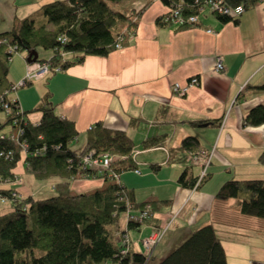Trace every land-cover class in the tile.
I'll return each instance as SVG.
<instances>
[{
    "label": "crops",
    "instance_id": "obj_1",
    "mask_svg": "<svg viewBox=\"0 0 264 264\" xmlns=\"http://www.w3.org/2000/svg\"><path fill=\"white\" fill-rule=\"evenodd\" d=\"M55 1L59 0H0V35L9 32L16 21L39 16L44 5ZM148 1L129 45L107 57L87 56L81 64L51 74L41 87L39 102L35 99L36 105L28 106L17 99L19 106L23 112L31 110L49 94L56 114L74 124L80 134L77 140L83 137L85 142L84 134L98 122L126 132L133 140L140 151L135 166L140 174L131 169L121 172L120 184L132 193L138 208L156 203L158 209L137 230H128L126 216H120L117 227L112 228L117 243L126 231L130 250L142 253L141 240L176 213L149 264L160 262L206 225L221 240L226 264H264V219L243 215L236 198H217L227 181L264 182V124L243 125L250 110L264 104V94L256 90L264 83V1L245 11L238 25L222 24L203 12L199 25L187 30L156 25L170 11L160 0L124 1L112 8L127 16L135 5ZM127 28V22L120 23L116 33H126ZM51 55L43 51L42 57ZM218 57L224 70L213 73ZM64 58L73 59L71 55ZM23 71L18 77L11 75L9 81L20 82ZM195 76L199 86L184 97L173 94L174 83L185 85ZM11 96L9 100H15ZM0 115L4 121V114ZM38 115L29 119L38 123ZM186 137L196 138L199 150L213 152L208 175L197 188L180 181L182 176L186 181L197 180L199 173L198 167L184 162L179 150ZM152 140L157 141L154 146L143 147ZM24 159L23 154L13 170L15 179L1 182L0 191L11 190L20 199L56 196L57 178L40 186L32 180L24 182ZM70 186L72 195H77L92 194L107 185L102 179H79ZM11 212V202L0 201V217Z\"/></svg>",
    "mask_w": 264,
    "mask_h": 264
},
{
    "label": "trees",
    "instance_id": "obj_2",
    "mask_svg": "<svg viewBox=\"0 0 264 264\" xmlns=\"http://www.w3.org/2000/svg\"><path fill=\"white\" fill-rule=\"evenodd\" d=\"M134 0H59L44 5L37 17H29L14 23L13 28L0 35L6 43L0 45V100L8 104L10 114L6 115L3 103L0 113L4 121H0V133L6 128L14 130L13 122L19 119L23 134L20 142L27 148L23 152L15 142L0 138V180L15 179L13 170L22 160L24 154L25 173L36 180L45 181L57 178L56 196L35 200L29 196L18 199L11 190L0 192L11 202L12 212L0 217V264H149L142 253L129 251L120 255V243H117L112 228L117 227L121 214H125V201L129 199L135 209H142L145 204L135 205L132 193L121 184H108L103 190L92 194L71 193V180L79 175L83 179H99L97 172L84 169L81 159L91 151L97 154L112 153L128 156L135 147L133 140L126 132L111 130L102 122L93 125L84 134L82 149L75 151L72 144L80 134L72 122L60 118L55 112V105L47 94L41 102L30 111H22L18 101L9 100L12 84L9 81V70L12 55L9 47H15L16 53H38V62H47L51 68L60 66L62 70L81 64L87 56L107 57L116 51V44L121 34H117V26L127 22L125 33L127 39L123 47L129 45V32H134L137 22L123 13L115 11L112 5ZM164 5L173 8L183 7L184 15H200V4L204 0H160ZM264 0H226L232 6H243L245 11ZM150 1L138 13V19L149 6ZM129 13V12H128ZM166 14L156 20L158 27L174 26L165 22ZM214 15L222 24H239V19ZM199 25L177 27L187 30ZM123 34V33H122ZM135 34V32H134ZM65 36L67 41L61 43L59 38ZM41 51L51 52L44 58ZM71 55L73 59L62 57ZM28 84L27 86H30ZM264 94V83L256 88ZM40 114V121L33 123L29 116ZM211 124L210 122H205ZM264 124V104L250 110L243 121L244 126ZM157 141H145L144 148L154 146ZM179 150L185 154L199 150V142L194 137L182 140ZM117 173L133 170L135 164L129 159L111 167ZM107 172V171H106ZM205 180V179H204ZM182 184L193 188L196 179ZM217 198L239 200V210L243 215L264 219V182L261 180L227 181L217 193ZM153 206V207H152ZM142 207V208H141ZM152 210L158 204L151 205ZM142 226L128 223V230H137ZM45 253L38 257L33 250ZM157 264H226V254L222 242L211 225L203 226L170 252Z\"/></svg>",
    "mask_w": 264,
    "mask_h": 264
},
{
    "label": "built area",
    "instance_id": "obj_3",
    "mask_svg": "<svg viewBox=\"0 0 264 264\" xmlns=\"http://www.w3.org/2000/svg\"><path fill=\"white\" fill-rule=\"evenodd\" d=\"M198 1V0H197ZM144 4H137L134 6V8L131 9V11L128 13L127 17L132 20L133 23L138 21V13L142 10L144 7ZM200 12L203 13L205 11L210 10L211 14L219 15V16H227L232 19H239L245 12V8L241 6L232 7L230 6L226 0H204L200 4ZM183 7L180 5H177L173 8H170L169 15L167 18H165V22L171 23L174 26L177 27H185V26H192L199 23V16L198 15H184L183 14ZM130 36L129 41H131L134 37V32L128 33ZM127 39L125 38V33L121 34V36L118 38V42L116 44V49H120L123 47V42ZM59 41L61 43H65L67 41L65 36H61L59 38ZM6 43L5 40H0V45ZM9 53L13 56L16 54V48L15 47H9ZM65 54L62 53V57H64ZM224 70V65L222 63V58L218 57L216 60V64L213 67L212 72L213 73H220ZM62 71V68L60 66L55 67L54 69L51 68V65L47 62H34V63H27L26 66V73L24 76L23 81L19 83V85H14L12 87V91H15L19 88L26 87L28 84H33V82H37L40 80H43L50 76L53 73H57ZM200 85V79L199 77L195 76L189 79L185 85H180L179 83H174L172 86V92L173 94L184 97L187 95L188 91L191 88L197 87ZM16 101V100H13ZM0 103H3L5 113L6 115L10 114V109L8 107L7 103H4L3 100H0ZM19 119L14 120V130L11 132H1L0 138L1 139H10L11 141L15 142L20 149L25 152V149L27 148V144L25 142H20V137L23 134V129L20 126ZM140 151L137 148H133L131 153L128 156H121L117 154L112 153H106V154H97L95 151L89 152L87 155L82 157L81 164L84 169L95 171L100 175L99 179L104 180V178H108L112 183L120 185V174L117 173L115 170H113L111 167L124 160H131L135 166L138 165L136 161V156L138 155ZM213 152H208L205 150H197V151H189L184 154V162L191 167H198L199 173L197 175V180L194 185V188L199 187V185L204 181V179L208 175V167L212 161ZM107 171V172H106ZM133 171L136 174H140V170L135 167ZM80 176L77 175L76 177L72 178L71 181L77 180ZM5 182V181H1ZM13 196L16 197V194L13 193ZM7 197L4 196L0 192V201H7ZM119 200L125 201L126 204V219L127 223H138L143 224L145 221H147L151 216H153V210L150 204H146L142 209H135L133 207V203L127 199L121 197ZM176 214L173 213L169 215V218L167 221L160 225L153 233L148 235L147 237L143 238L141 240V244L143 247L142 254L146 257L147 260H150L153 251L156 248V246L161 242L164 235L166 234L168 227L170 223L175 219ZM121 241H120V255H127V253L130 251L131 242L130 238L127 234V232H122L121 234Z\"/></svg>",
    "mask_w": 264,
    "mask_h": 264
},
{
    "label": "rangeland",
    "instance_id": "obj_4",
    "mask_svg": "<svg viewBox=\"0 0 264 264\" xmlns=\"http://www.w3.org/2000/svg\"><path fill=\"white\" fill-rule=\"evenodd\" d=\"M207 12L208 14L212 15L210 13V10L207 9ZM201 14V13H200ZM41 56H43V51H41L40 53ZM21 63H24V67L22 66ZM26 62H25V54H21V53H16L12 56V59H11V62H10V72H9V77L12 79V76H16L18 77L19 74L21 75V73H23L24 69H25V73H26ZM24 68V69H23ZM24 73V74H25ZM12 75V76H11ZM25 76V75H24ZM24 79V77H23ZM23 79L21 81H23ZM20 81V82H21ZM20 82H15L14 85H19ZM47 82V78L43 79V80H40V81H37V82H33L32 85L30 86H26V87H22V88H19L15 91H12L10 93V95H12L11 97L14 98L15 100H19L21 101L22 103H24L25 105H30V106H34L33 104L36 105V103L39 102V98H40V94H41V87H43V85H45V83ZM42 96V95H41ZM38 98V99H37ZM35 99H36V103H35ZM25 100V101H24ZM35 107H33L34 109ZM31 109V110H33ZM30 111V110H28ZM39 117L38 114H32L30 116V119L32 120H35ZM0 118L2 119L3 118V115H0ZM6 132H9L10 131V128H6L5 130ZM84 146V138H80L79 140H77L76 142H74L72 144V149L75 150V151H78L80 149H82ZM79 179H83L81 177L77 178V180ZM23 180L24 182L27 184L29 181H34V183L37 184V186H40L42 183L44 184H51L53 182H56L57 179L55 178H50V179H47L45 181H39V180H36L34 179L33 177H30V175H26V176H23ZM13 181V180H12ZM108 185V184H106ZM16 198L20 199L17 195H16ZM9 201V200H7ZM176 214V213H175ZM122 217H125V214H121V218ZM125 220V218H124ZM157 229V228H156ZM165 236V235H164ZM164 238V237H163ZM163 240V239H162ZM161 240V241H162ZM155 250V249H154ZM154 252V251H153ZM41 255H45L44 252L42 251H39V250H33V255H29V258L32 257V256H35V257H38V256H41ZM152 258V257H151Z\"/></svg>",
    "mask_w": 264,
    "mask_h": 264
},
{
    "label": "water",
    "instance_id": "obj_5",
    "mask_svg": "<svg viewBox=\"0 0 264 264\" xmlns=\"http://www.w3.org/2000/svg\"><path fill=\"white\" fill-rule=\"evenodd\" d=\"M38 60V53L32 52L28 54L27 63H34Z\"/></svg>",
    "mask_w": 264,
    "mask_h": 264
}]
</instances>
